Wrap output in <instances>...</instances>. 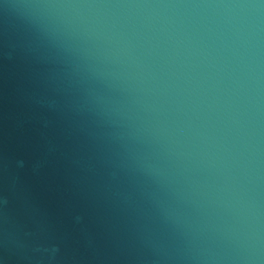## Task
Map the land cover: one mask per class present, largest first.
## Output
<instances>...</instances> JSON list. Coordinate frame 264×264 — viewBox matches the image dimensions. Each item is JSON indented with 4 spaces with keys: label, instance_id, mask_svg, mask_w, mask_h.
I'll list each match as a JSON object with an SVG mask.
<instances>
[{
    "label": "water",
    "instance_id": "obj_1",
    "mask_svg": "<svg viewBox=\"0 0 264 264\" xmlns=\"http://www.w3.org/2000/svg\"><path fill=\"white\" fill-rule=\"evenodd\" d=\"M0 264H264V0H0Z\"/></svg>",
    "mask_w": 264,
    "mask_h": 264
}]
</instances>
